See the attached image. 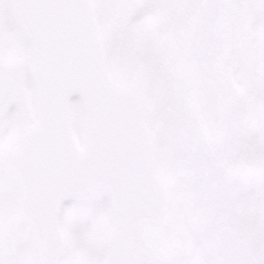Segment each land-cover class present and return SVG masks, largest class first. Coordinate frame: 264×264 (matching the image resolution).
Here are the masks:
<instances>
[{
  "label": "snow or ice",
  "instance_id": "1",
  "mask_svg": "<svg viewBox=\"0 0 264 264\" xmlns=\"http://www.w3.org/2000/svg\"><path fill=\"white\" fill-rule=\"evenodd\" d=\"M0 264H264V0H0Z\"/></svg>",
  "mask_w": 264,
  "mask_h": 264
}]
</instances>
